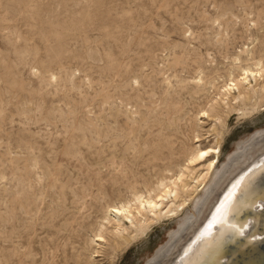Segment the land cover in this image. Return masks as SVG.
<instances>
[{
	"label": "rangeland",
	"instance_id": "obj_1",
	"mask_svg": "<svg viewBox=\"0 0 264 264\" xmlns=\"http://www.w3.org/2000/svg\"><path fill=\"white\" fill-rule=\"evenodd\" d=\"M261 42L264 0H0V264H90L94 249L143 264L177 224L114 247L108 207L198 185L193 137L213 122L193 120ZM200 72L220 90H197ZM229 115L220 160L264 129V112Z\"/></svg>",
	"mask_w": 264,
	"mask_h": 264
},
{
	"label": "bare ground",
	"instance_id": "obj_2",
	"mask_svg": "<svg viewBox=\"0 0 264 264\" xmlns=\"http://www.w3.org/2000/svg\"><path fill=\"white\" fill-rule=\"evenodd\" d=\"M261 45L257 51L246 48L237 54L234 60L238 64L251 62L254 70L251 67H238L240 78L230 74L229 83L221 81V98L218 101L211 99L215 105V108L211 105L214 115L201 111L193 120L195 128L205 124L202 119L213 122L211 130L202 135H193V150L188 155L189 165L192 168L199 166L194 178L198 185L190 187L180 181L179 190L174 182L172 185L160 182L153 191L160 188L162 194L152 197L148 193L145 198L135 195L136 207L133 211L130 203L108 207L100 227L107 229L106 225L111 226L114 247H127L146 236L152 226L173 220L177 225L167 234V241L143 264H216L220 257L227 258L224 251L227 245L243 237V227L247 228L248 224L244 225L240 214L252 206L255 209V199H264V129L256 130L238 141L223 160H220V148L231 112L243 118H249L255 112H264V105L260 106L259 102V98L264 99V85H257L259 81L264 82V43ZM179 61V58H173L172 63L177 65ZM200 75L192 81L197 90L206 91V86L213 92L220 90V82L208 78L209 82H203L204 73L200 72ZM234 185H237L234 195L226 201ZM180 191L187 199H182ZM222 203L225 209L218 213L217 209ZM258 204V209H262L264 203ZM100 232L91 241L97 244L98 249H102L100 243H107ZM92 253L94 255L89 263L95 264L94 259L100 257L98 253H102L97 249Z\"/></svg>",
	"mask_w": 264,
	"mask_h": 264
},
{
	"label": "water",
	"instance_id": "obj_3",
	"mask_svg": "<svg viewBox=\"0 0 264 264\" xmlns=\"http://www.w3.org/2000/svg\"><path fill=\"white\" fill-rule=\"evenodd\" d=\"M259 202L264 203V199H255V209L252 206L240 214V220L248 227H243L245 233L240 241L224 249L227 258L220 257L216 264H264V205L258 209Z\"/></svg>",
	"mask_w": 264,
	"mask_h": 264
},
{
	"label": "snow or ice",
	"instance_id": "obj_4",
	"mask_svg": "<svg viewBox=\"0 0 264 264\" xmlns=\"http://www.w3.org/2000/svg\"><path fill=\"white\" fill-rule=\"evenodd\" d=\"M236 187H237V185H234V186H233V192L230 193L229 196L225 198L226 201L230 200L231 197L234 195V192H235V188H236ZM224 209H225V204L222 203V204H221V207H220L219 209H217V212L220 213V212H221L222 210H224Z\"/></svg>",
	"mask_w": 264,
	"mask_h": 264
}]
</instances>
